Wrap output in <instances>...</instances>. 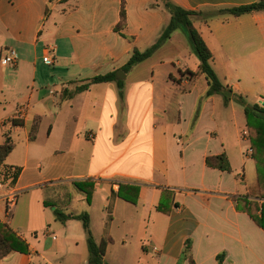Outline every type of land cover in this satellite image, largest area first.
<instances>
[{"label": "crops", "instance_id": "1", "mask_svg": "<svg viewBox=\"0 0 264 264\" xmlns=\"http://www.w3.org/2000/svg\"><path fill=\"white\" fill-rule=\"evenodd\" d=\"M172 1L208 13L262 0ZM170 18L160 0H0V145H14L0 168V221L28 245L0 264H89L82 221L61 222L56 211L90 215L96 241L106 243L104 264H178L188 240L191 259L182 264H217L219 255L223 264H264V154L253 155L247 125L241 132L237 101L207 96L180 30L122 69ZM194 25L233 93L264 104L250 68L264 66V10ZM11 48L18 63L3 65ZM119 70L122 86L90 83ZM222 154L231 171L207 164ZM4 167L19 170L14 182L3 180ZM80 182L93 184L91 202ZM10 188L19 197L7 220ZM252 204L263 226L246 212Z\"/></svg>", "mask_w": 264, "mask_h": 264}, {"label": "trees", "instance_id": "2", "mask_svg": "<svg viewBox=\"0 0 264 264\" xmlns=\"http://www.w3.org/2000/svg\"><path fill=\"white\" fill-rule=\"evenodd\" d=\"M162 6L170 13L171 18L167 26L163 29L161 36L155 44L146 49L145 51H140L135 48L129 61L122 68L125 73L129 72L139 63L150 58L158 49H160L171 37L175 31H182L188 38L190 45L194 54L198 57L199 72L206 76L209 83V90L207 96H212L215 94H220L224 98V102L227 105L232 99L244 105L245 114L247 117V125L249 131V137L252 144L253 155L257 156L259 154H264V106L260 104H255L253 106H248L242 95L234 94L231 87L224 85L220 78L218 77L214 67L212 66L213 53L203 39L200 31L195 27L194 20L197 17H202L205 21H209L214 15H219L223 13L232 14L234 16H240L246 13H251L254 11L264 10V0L237 7H228L222 9H215L204 13L202 11H193L185 9L184 7L176 4L172 0H160ZM126 25V11L124 5L121 10V21L116 27V30L121 31ZM191 76L196 74L188 71ZM117 81L119 86L122 83L117 78L116 72H111L106 75H99L91 79L90 83H103ZM89 88V84L81 85L77 87L74 93L82 92ZM37 127L34 126L32 130V138H35V132ZM14 148L13 143L7 138L6 142L0 145V168L3 167V163L6 158L12 152ZM207 164L211 167H216L224 171H231L230 162L225 154L219 156H210L207 158ZM19 175V170L13 167H4V181L7 182L15 179ZM77 185L86 192L87 199L91 202L93 184L90 182L88 185L86 183H77ZM253 206V204H252ZM246 212L256 221L260 226L262 222L257 216V210L254 208H246ZM57 219L61 222H66L70 219H79L83 223L84 230L87 236V245L89 250V264H104L105 248L106 243L102 241L98 243L95 239L91 228L90 215L88 213H83L79 215L75 214H65L60 211H56ZM12 252L28 253V245L22 240L9 225L2 223L0 221V260L8 256ZM186 258L191 259V243L188 240L186 248L184 250V255L178 262L182 264V261ZM224 256L219 255L217 259V264H223ZM191 264L193 262L191 261Z\"/></svg>", "mask_w": 264, "mask_h": 264}, {"label": "rangeland", "instance_id": "3", "mask_svg": "<svg viewBox=\"0 0 264 264\" xmlns=\"http://www.w3.org/2000/svg\"><path fill=\"white\" fill-rule=\"evenodd\" d=\"M215 68H216V71L218 73V77L221 79L222 83L224 85H227L226 84L227 83V79H226L227 74H226V72L224 70V67L220 66V65H217ZM235 68H238V67H234L233 69H235ZM250 68H251V75H253V77H254L256 87H258L259 90H261V92H264V66H251ZM235 80L238 81V77L237 76H236ZM245 101H246V104L248 106H253V105L256 104L252 98H246ZM257 104H260V105L264 106V104L261 103L260 101ZM236 108H237V111H236L235 115H236V118L239 121L240 130H241V132H243V129H245L246 125H247L244 105H242L241 103L237 102L236 103ZM232 114L233 113L230 110H228L226 112V116H231ZM224 120H226V122L229 124L228 117H226V119H224ZM241 134H243V133H241ZM241 138H242L243 144L245 145V150L249 149L250 148V141L249 140H243V138H244L243 135L241 136Z\"/></svg>", "mask_w": 264, "mask_h": 264}, {"label": "built area", "instance_id": "4", "mask_svg": "<svg viewBox=\"0 0 264 264\" xmlns=\"http://www.w3.org/2000/svg\"><path fill=\"white\" fill-rule=\"evenodd\" d=\"M19 55L15 49H9L7 54L1 58V63L3 65H16L18 63ZM44 61L47 63H51V58L46 56L44 57ZM91 137V134H89ZM0 189H4V184L0 183ZM19 197V192L16 189H7L6 194L4 196L6 203V218L7 220H11L14 209L17 204V200Z\"/></svg>", "mask_w": 264, "mask_h": 264}, {"label": "water", "instance_id": "5", "mask_svg": "<svg viewBox=\"0 0 264 264\" xmlns=\"http://www.w3.org/2000/svg\"><path fill=\"white\" fill-rule=\"evenodd\" d=\"M120 74H123V75H124V72L121 71V70H119V71L117 72V76L119 77Z\"/></svg>", "mask_w": 264, "mask_h": 264}]
</instances>
